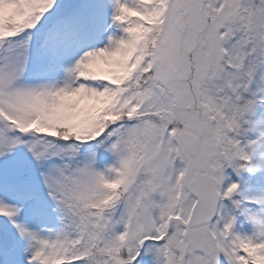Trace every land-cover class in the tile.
Masks as SVG:
<instances>
[{
	"label": "snow or ice",
	"instance_id": "6c2138e0",
	"mask_svg": "<svg viewBox=\"0 0 264 264\" xmlns=\"http://www.w3.org/2000/svg\"><path fill=\"white\" fill-rule=\"evenodd\" d=\"M0 264H264V0H0Z\"/></svg>",
	"mask_w": 264,
	"mask_h": 264
}]
</instances>
